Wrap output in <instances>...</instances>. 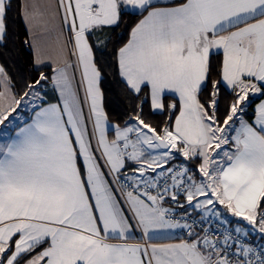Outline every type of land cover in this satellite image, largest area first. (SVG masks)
Segmentation results:
<instances>
[{"label": "snow or ice", "instance_id": "obj_1", "mask_svg": "<svg viewBox=\"0 0 264 264\" xmlns=\"http://www.w3.org/2000/svg\"><path fill=\"white\" fill-rule=\"evenodd\" d=\"M11 7L0 0V46ZM21 9L35 41L40 6ZM53 15L61 66L16 92L0 65V264H264V99L248 115L264 97V0H56ZM125 16L115 69L133 105L112 125L95 49Z\"/></svg>", "mask_w": 264, "mask_h": 264}, {"label": "trees", "instance_id": "obj_2", "mask_svg": "<svg viewBox=\"0 0 264 264\" xmlns=\"http://www.w3.org/2000/svg\"><path fill=\"white\" fill-rule=\"evenodd\" d=\"M22 0H12L11 11L8 13L9 32L4 42L5 46H0V63L4 66L6 72L13 78L15 83L14 91L22 92L27 82L34 81L39 76L35 71V56L29 44V32L25 27L21 12ZM136 17L125 16L121 25L114 33H111V42L107 48L95 49L97 58L103 67V79L101 82V91L103 93L104 109L109 121L113 123H122L131 114L133 102L127 94L126 89L120 82V78L115 69V49L127 42L131 27L136 22ZM117 41H119L117 43ZM103 52L101 56L100 53ZM222 61V53L211 56L213 65L212 79H217V66ZM45 74L51 75L52 67L40 68ZM221 94L226 99L227 91L221 87ZM206 95V93H205ZM57 94L52 90L51 83L47 85V99L49 102H56ZM263 97H254L252 106L248 109V115L253 114L256 104ZM177 102L173 96L166 95L164 103L171 104ZM225 103L220 106V115L223 114ZM146 119L153 125H163L167 120V113H150V101L144 108ZM247 118V117H246ZM179 157L176 161L181 160Z\"/></svg>", "mask_w": 264, "mask_h": 264}, {"label": "crops", "instance_id": "obj_3", "mask_svg": "<svg viewBox=\"0 0 264 264\" xmlns=\"http://www.w3.org/2000/svg\"><path fill=\"white\" fill-rule=\"evenodd\" d=\"M24 2H26V0H22V3ZM27 2H30V0H27ZM36 2L39 4L40 11L42 13V15L36 17L31 26L32 32L36 35L37 39L33 41L32 38L29 36V44L31 49L33 50L35 61L38 58L41 60L40 65H35L38 68H54L57 66H61L64 63V60L66 59V54L64 51H62V45L63 42L67 39V32H64V34L61 35L60 20L58 17H54L53 15V12L56 9V0H36ZM33 43L36 44V48L32 46ZM176 99L178 101V97H176ZM262 99H264V97ZM28 115L30 114L28 113ZM109 123L112 125L116 124L111 121H109ZM108 135L109 139H111L114 136V132L109 131ZM165 207H168V205H165ZM228 217L235 223L239 219L232 217L231 214H229ZM176 235H180V233L177 232ZM164 242L173 243L178 241L173 239ZM129 243H142V241L138 239H132L129 240Z\"/></svg>", "mask_w": 264, "mask_h": 264}, {"label": "built area", "instance_id": "obj_4", "mask_svg": "<svg viewBox=\"0 0 264 264\" xmlns=\"http://www.w3.org/2000/svg\"><path fill=\"white\" fill-rule=\"evenodd\" d=\"M179 162H180V160L176 161V163H179ZM228 220L232 221L231 219H229V217H228ZM209 224H210L212 229H217L218 228L219 231H221V232H223L225 230V228L229 227L228 225H224V226L218 225L215 219H212L209 222H206L205 226L207 227V226H209ZM232 227H235V222L232 223ZM256 242L259 243L258 240Z\"/></svg>", "mask_w": 264, "mask_h": 264}, {"label": "rangeland", "instance_id": "obj_5", "mask_svg": "<svg viewBox=\"0 0 264 264\" xmlns=\"http://www.w3.org/2000/svg\"><path fill=\"white\" fill-rule=\"evenodd\" d=\"M18 112H21L25 117L28 116V113L30 114L29 109H18ZM13 115H15V113ZM253 236H255V234H253Z\"/></svg>", "mask_w": 264, "mask_h": 264}]
</instances>
